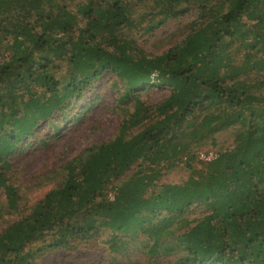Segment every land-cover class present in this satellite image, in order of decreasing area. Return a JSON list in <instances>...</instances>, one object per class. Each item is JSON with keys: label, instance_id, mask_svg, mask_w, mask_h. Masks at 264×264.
<instances>
[{"label": "trees", "instance_id": "obj_1", "mask_svg": "<svg viewBox=\"0 0 264 264\" xmlns=\"http://www.w3.org/2000/svg\"><path fill=\"white\" fill-rule=\"evenodd\" d=\"M42 1L0 0V51L3 43L7 51L0 52V169L7 155L31 144L42 121L65 120V110L105 72L121 83V98L157 86L170 93L156 106L136 102V113L153 109L156 118L129 138L120 132L90 146L59 186L0 233V264H35V252L90 247L105 229L114 237L147 234L153 253L172 220L193 207L200 216L179 218L182 228L173 235L188 264H264V0H89L75 11L64 0L47 8ZM144 3L156 21L150 29L193 7L201 22L181 43L150 56L126 34L136 23L135 6ZM234 46L248 47L235 64ZM252 69L260 79L241 84L237 77ZM243 109L251 126L234 149L197 168L187 162L191 174L183 183L154 182L160 163L187 148L181 137L214 142L213 133L242 120ZM137 161L151 172L139 162L120 181ZM117 179L109 200L107 184ZM6 180L0 171L15 205Z\"/></svg>", "mask_w": 264, "mask_h": 264}, {"label": "rangeland", "instance_id": "obj_2", "mask_svg": "<svg viewBox=\"0 0 264 264\" xmlns=\"http://www.w3.org/2000/svg\"><path fill=\"white\" fill-rule=\"evenodd\" d=\"M50 1L43 0L41 7L47 8ZM64 1L70 10L75 11L78 5L87 3L89 0ZM150 6L148 3L135 6L133 14L135 26L126 31V34L150 56L161 54L168 48L181 43L201 22L200 12L193 7L182 16L166 18L150 29L149 25L156 22L154 20L152 23L149 21L150 17H146L152 11ZM160 16L155 13L154 19ZM6 36L12 38L11 34ZM247 48L242 46L231 48L234 64L240 62ZM0 52L3 54L7 52L6 43L1 44ZM59 65L63 66L61 63ZM256 72L252 69L247 77L242 75L237 78L240 79L241 84H244L260 79L264 75L260 76L261 73ZM113 80L114 77L105 72L91 85L90 90L80 101H74L65 110L68 114L65 120H57V116H54L51 122L42 121L36 129L38 133L27 140L31 144L27 145L23 151L6 156L8 163L0 171L7 179L6 184H11L15 188L16 202L12 206L7 200L3 186H0V233L10 224L28 215L36 202L49 190L59 186L67 175L68 169L76 168L79 163L76 158L82 156L90 146L111 140L120 132L129 138L151 123L153 117L156 118L153 109L149 116L145 115L144 111L136 113V102H142L145 106H156L170 93V89L166 86H157L136 92L133 96L121 98L123 87L119 81ZM253 92L261 93V90L253 89ZM250 114V110H244L241 113L242 120L238 119L237 123L229 127L222 126L215 131L211 136L214 142L210 138L199 143L197 140L190 139L188 135L181 137L180 142L187 148L176 157L165 159L160 163L157 169L161 177L154 182L157 184L183 183L191 174V169L186 167L187 162L197 168L203 163L210 162L200 158L202 153L211 151L217 157L220 152L234 149L237 135L244 132L246 134L250 129L251 124L247 120ZM258 125H261V122H253L252 129H258ZM139 162L134 163L118 179L121 181L131 175ZM141 164L145 172H151L147 165L143 162ZM118 179L107 184L106 194L109 200L114 198L115 190L112 187L118 183ZM192 211L172 220L170 232L160 239L164 244L158 246L153 253H150L149 249L155 241L147 234L114 237L112 231L105 229L100 232L90 247L40 251L35 252L30 258L35 264H188L185 261L184 248L173 235L180 232L182 228L179 218H184L185 222L194 221L201 214L199 208L193 207ZM44 239L48 240V237ZM38 244H42V241L33 243L35 246Z\"/></svg>", "mask_w": 264, "mask_h": 264}, {"label": "built area", "instance_id": "obj_3", "mask_svg": "<svg viewBox=\"0 0 264 264\" xmlns=\"http://www.w3.org/2000/svg\"><path fill=\"white\" fill-rule=\"evenodd\" d=\"M216 156L214 155L213 152H207V153H202L200 158L204 161H211L215 158Z\"/></svg>", "mask_w": 264, "mask_h": 264}]
</instances>
